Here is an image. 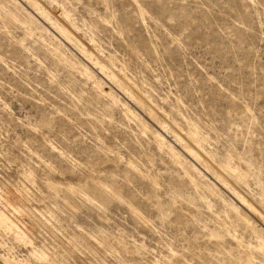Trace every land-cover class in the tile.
<instances>
[{
	"label": "rangeland",
	"instance_id": "rangeland-1",
	"mask_svg": "<svg viewBox=\"0 0 264 264\" xmlns=\"http://www.w3.org/2000/svg\"><path fill=\"white\" fill-rule=\"evenodd\" d=\"M17 1L61 39L63 56L89 65L120 101L79 66L59 62L41 28L26 34L15 23L7 32L0 20V210L13 221L0 226V264H42L40 250L58 264H236L257 245L258 234L236 222L229 204L264 230L230 189L264 214V0H42L54 17L70 11L74 43ZM12 2L0 0V8ZM83 46L103 62L114 58L160 122L107 81ZM192 126L200 150L246 180L228 178L222 195L202 192L213 175L188 152L204 175L186 172L153 137L159 131L183 150ZM92 180L119 197L100 206L67 194Z\"/></svg>",
	"mask_w": 264,
	"mask_h": 264
},
{
	"label": "bare ground",
	"instance_id": "bare-ground-1",
	"mask_svg": "<svg viewBox=\"0 0 264 264\" xmlns=\"http://www.w3.org/2000/svg\"><path fill=\"white\" fill-rule=\"evenodd\" d=\"M25 2H27V4L31 6L36 11V13L39 14L45 20V22L49 24V27L53 28L57 32V34L59 33L67 42L74 43L75 36L72 32V29H76L77 25L71 18L72 16H70L71 14L69 10L64 8L61 18H57L51 15L48 9L44 6L42 0H25ZM12 3H13V9L5 10L0 8V20H2L3 24H5L4 27L7 32H9L7 25L15 24V23H19V24L22 23L26 34H31L34 31V29L41 28L47 34V38L44 40V42L52 45L51 51L55 55L56 59L59 60V62L63 61L66 64H68L70 67L79 66L80 67L79 70L82 71L81 74L83 73V75H85L87 78L93 79L96 88L101 94L109 95L114 100L120 101L117 94H115V92L112 90L110 85H108V83L103 81L101 78H97L98 76L96 77V74L91 70L89 65L81 61L75 60L73 58H69L67 56L62 55V49L64 48V45L61 42V39L59 40L55 36V34L51 33L48 30L47 27L40 24L36 20V18L27 10L26 7L22 6L17 0H13ZM139 15L141 17L143 16L142 9H139ZM93 49L88 48L86 46L81 47V52L86 57L88 62H90L95 67H97L100 70V72L103 75H105L107 81L113 83L114 85H117L122 89V91H125L127 95L130 97V99H132V101L135 102L138 105V107L142 108L147 113L150 120L160 122V113L159 111H157L158 108L155 107L156 105L153 106L154 103L151 104L152 101L148 102L147 98L141 96L143 92L141 91L142 92L141 94V92L138 91V89H136V87L133 86L132 82L129 81V79L126 77L125 73L121 69L116 70V68H114V63H113L114 58L110 57L106 62H103L101 61L102 59L101 60L99 59V57L96 55V52ZM124 102L122 103L124 104L125 112L132 114L136 118L137 122L139 123V126L144 132L148 130L150 131L153 126L151 127L149 121L145 119V117L143 118L140 114L132 110L128 106V104ZM170 124L172 125V123ZM177 129L178 128L176 125H173L171 127V130H173L174 132H176ZM187 131L188 133H186L187 134L186 144L181 147L183 148V150L180 148L182 151L177 149V146H175V144L167 140L166 137L159 131L156 132L154 131L155 136L153 137H155V141L157 142V145L160 148L165 147L168 150L169 155L171 156V159L174 161V163H177L182 167H184L186 172L188 173L192 172L194 173V175L195 174L204 175L203 172H208L209 174L211 173L213 175L214 177V179L212 178L213 181L211 182L209 181L207 183L204 182L205 186L202 192L205 191L217 196L222 195L219 185L229 188L230 185L228 178L241 180L239 183H241L242 180H246L247 173L242 172L241 170L237 169V167L234 168L229 161L226 162L225 165L222 164L223 166H218L217 163L215 162V159L212 157L213 155L211 156L210 152L207 153L200 150L202 137L199 135L197 129L193 128L192 126ZM183 141L184 140H182V142ZM187 152L191 154V156L194 158V161L196 163L198 162L197 164L199 163L202 164L207 171L205 170L202 172L200 170L201 165L198 168L196 163H194V161L188 160L187 157L185 156V153L188 154ZM191 183H193L195 186L199 185L198 184L199 182H197L196 179L194 178H191ZM199 187L202 188V185ZM230 189L240 199L243 206L245 205V207H247L252 211L253 215L257 216L259 219H261L264 222V214L261 211H258L259 209L256 208V206L253 204V201H251V199H248L246 196L241 195V193H239L238 191L236 192L233 187H231ZM66 190H67V194L70 197H73L75 195H80L84 202L87 203L97 202L100 206L104 205V202L109 198L119 197V192L116 189L109 188L106 184L96 180H92L91 183L88 184L85 183L78 186L69 185L67 186ZM237 203L231 202L229 204L230 205L229 209L234 214L236 218V222L244 225L246 228H249L255 234L257 233L260 239L257 245L248 246L245 249L244 257L236 258V264H256L255 262H253L254 259L257 258L256 255H258L261 258L260 259L261 264H264V230L262 229V227L259 228L258 225H256V223L252 219V217L248 216L245 212H243V210L241 209V207H239ZM262 205L264 207V201L262 202ZM132 209L133 212L135 213L136 208L132 207ZM255 216L253 218H255ZM220 225L223 227L222 230L228 232V230L225 228V223L223 222V220L220 221ZM0 226L3 228H11L13 226V221L1 210H0ZM35 255L38 257L40 261H42V264H58L56 262L55 263L47 262L45 258V253L41 250L35 252ZM5 260L7 264H12L10 260L8 259Z\"/></svg>",
	"mask_w": 264,
	"mask_h": 264
}]
</instances>
